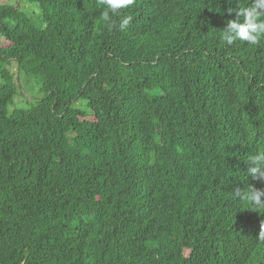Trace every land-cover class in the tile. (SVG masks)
Segmentation results:
<instances>
[{"label":"trees","instance_id":"16d2710c","mask_svg":"<svg viewBox=\"0 0 264 264\" xmlns=\"http://www.w3.org/2000/svg\"><path fill=\"white\" fill-rule=\"evenodd\" d=\"M22 1L42 25L0 4V264H264V207L234 192L264 191V39H221L240 0Z\"/></svg>","mask_w":264,"mask_h":264},{"label":"clouds","instance_id":"9594fccd","mask_svg":"<svg viewBox=\"0 0 264 264\" xmlns=\"http://www.w3.org/2000/svg\"><path fill=\"white\" fill-rule=\"evenodd\" d=\"M103 7L102 18L104 21H110V18L121 14L122 10L134 5L135 0H99ZM229 14H234L235 19H230L226 27L222 30V41L226 45H233L236 41L256 45L264 39V0H253L247 4L246 0H240L239 6L235 9H229ZM131 15H124L119 21V28L126 29L132 23ZM111 26V25H110ZM247 165V177L254 179H264V152H254L247 155L245 161ZM237 198L243 202H251L257 208L264 207V191H258L251 185L248 188H236L234 190ZM259 238L264 239V223H261Z\"/></svg>","mask_w":264,"mask_h":264},{"label":"rangeland","instance_id":"374dc122","mask_svg":"<svg viewBox=\"0 0 264 264\" xmlns=\"http://www.w3.org/2000/svg\"><path fill=\"white\" fill-rule=\"evenodd\" d=\"M0 4H10V5H19L23 10L27 11L33 22L37 26L42 25V17L39 10L28 2L22 0L12 1L10 3H0ZM9 43L5 38L0 39V48L8 46ZM16 76V83L18 85L19 95L16 97L15 107L11 108V111L14 108H30L31 105L36 102L38 98L42 96L40 89L41 83L38 80L28 78L24 74L18 73L16 66H11L9 68ZM3 85V81L0 78V87Z\"/></svg>","mask_w":264,"mask_h":264}]
</instances>
